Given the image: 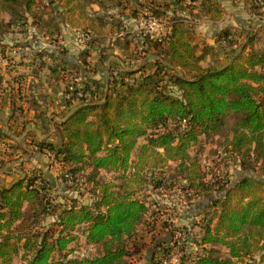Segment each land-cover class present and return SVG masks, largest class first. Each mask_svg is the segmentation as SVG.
<instances>
[{"label": "trees", "instance_id": "obj_1", "mask_svg": "<svg viewBox=\"0 0 264 264\" xmlns=\"http://www.w3.org/2000/svg\"><path fill=\"white\" fill-rule=\"evenodd\" d=\"M99 1L52 0L58 5L55 10L43 0H0V35L25 34V29L16 27L30 17L32 25L47 36V43L53 44L62 34V24L73 25L80 28L86 41L69 65L78 71L82 65L89 68L87 58L95 52L98 56L92 65L103 63L106 67L110 55L103 56L96 44L113 40L107 34L113 31L112 18L107 21L97 12L94 16L87 12L88 6ZM112 1L121 14L119 26L137 15L147 17H142L138 8L129 17L119 12L123 9L120 0ZM186 1L193 18L206 16L218 21L223 16L219 0ZM237 1L251 15L264 19V0ZM143 7L153 19L165 23L163 32L157 36L147 32L134 47L132 57L144 53V62L133 67L118 61L119 71L112 62L107 63L100 89L89 91L67 80L69 73L64 68L56 80L65 82L66 101L77 103L57 126L56 138L36 144L37 151L51 154V165L60 169L66 190L79 193L82 184L90 202L64 195L57 201L52 196L55 184L45 173L23 170L9 185L0 186V264H12L17 256L22 264H129L132 256L152 247L155 253L148 255L149 264H163L174 256L178 264H255L256 255L259 261L264 259L261 37L248 32L238 43L233 33L223 30L216 37L218 47L224 53L233 43L235 48L229 50L224 64L202 66L185 18L152 4ZM42 8H51L53 16L43 19ZM110 44L114 46V42ZM67 49L60 46L57 54L35 52L38 66L32 72L47 65L43 56H65ZM148 59L153 70L146 69ZM46 67L52 73L57 71L51 65ZM11 70L19 84L21 75L14 66ZM166 70L177 95L162 80ZM91 73L95 79L96 70ZM79 91L83 97H78ZM8 138L9 133L0 126V142ZM212 143L223 145V151L216 153L219 164L214 163L213 168L204 163L202 154ZM232 157L242 171L235 181L229 178L228 160ZM2 164L0 158V167ZM102 172L112 176L104 179ZM176 192L184 196L185 204L207 197L212 212L199 220L197 234L186 228L175 232L171 216L163 218L169 207L150 199V195ZM158 226L163 236L156 234ZM80 241L89 248L88 253L74 254L77 249L71 244ZM179 243L182 246L175 250ZM192 245H196L193 253L189 250Z\"/></svg>", "mask_w": 264, "mask_h": 264}, {"label": "crops", "instance_id": "obj_2", "mask_svg": "<svg viewBox=\"0 0 264 264\" xmlns=\"http://www.w3.org/2000/svg\"><path fill=\"white\" fill-rule=\"evenodd\" d=\"M219 2L223 9V16L218 21H211L206 16H203V19L193 18L182 8L174 7L171 10L178 15L185 16V22L192 23L194 44L201 48L212 46L215 49L213 52L217 54L220 52V55L215 58L223 60L221 65L226 62L228 52L224 53L221 49H217L216 37L223 30L233 33L238 43L244 41L248 32H257L262 40L260 48L264 50V19L251 15L240 1L219 0ZM34 32V29H30L25 34L14 31L0 35V126L9 133L7 141L11 143L10 148L18 153L15 152L12 155H5L3 151L0 153V158H3V164L0 167V186L9 185L21 175L23 170L39 169L46 173L50 169L51 158H48L44 152L37 151L36 144L41 140H54L57 126L77 103V100L71 103L66 101L65 82L56 80L70 62H75L77 56L68 53L65 56L59 54L57 58L43 56L42 61L56 67L57 71L52 73L46 65L41 71L32 72L33 68L38 66L37 60H34L35 52L43 50L57 54L60 46L70 48L71 45L63 43L62 38L49 44L43 32L41 35L45 40L41 38L40 41L28 40L17 44L31 37L30 33ZM6 34H11V40H15L13 47L7 46L9 42L5 39ZM235 44L233 43L225 50L235 48ZM14 51L17 52L14 54ZM196 52L200 56L201 65L202 58L207 61H217L213 55L211 56L210 51L198 50ZM8 57L13 58L12 65L6 64L5 58ZM13 66L17 74L21 75L19 84L13 80L14 72L10 69Z\"/></svg>", "mask_w": 264, "mask_h": 264}, {"label": "rangeland", "instance_id": "obj_3", "mask_svg": "<svg viewBox=\"0 0 264 264\" xmlns=\"http://www.w3.org/2000/svg\"><path fill=\"white\" fill-rule=\"evenodd\" d=\"M186 1V0H185ZM184 0H144V2L142 0H120V2L122 3L121 6L123 9H121L119 12H124L125 14H127L129 17L132 16V11L136 8H138L137 10L142 12L144 4H152L153 6H159V8H163L165 10V12L167 10H171L172 8H177V9H184L189 15H191L189 13L190 8L188 7L189 5L187 4L188 1L185 2ZM43 2L48 3L51 5V7L54 6L55 10H58V5L54 2H52V0H43ZM114 1L112 0H101L98 2L97 5H94L93 7L88 6L87 7V12L89 14H91V16H94L93 14L97 12V14H99L100 16H103L104 18H106V20H111L112 18V22H113V31L111 32H107L108 35H110V38L113 39L111 40L112 42H114V46H112L110 43V40H101L99 41L96 46H97V50L101 49V52H104L103 56H107L110 55L109 61L107 59L106 61V67H107V63L112 62V65L114 66V70H120L119 66H118V61L122 60L124 62H127V66H133V67H137L139 65L140 62H144L145 59L144 56H147L144 53H138L135 57H132L133 55V49L134 47H136V45H139V39L142 35L146 34L148 31H145L146 28H141L140 25L138 24L139 20L141 19V15H137V18L131 19L128 18L127 20H124V22L120 25V20L119 18L121 17L120 13H117L116 11L118 9H116L114 6L115 3H113ZM100 5V7H99ZM140 5V6H139ZM177 5V6H176ZM51 9V8H50ZM49 8H42L39 13L42 15V18H51L52 12H50ZM157 10L156 12L159 11V9H155ZM160 12V11H159ZM167 14V13H166ZM169 15V13H168ZM90 16V17H91ZM142 17H144V14L142 15ZM185 19L186 17L183 16ZM199 19H203V16L198 17ZM187 25L189 26V28L192 30V23L190 22H186ZM161 27L158 28L159 32H163L165 27L163 22H161ZM62 26V34L58 35L56 38H62V40L64 41L63 43H68L71 45L70 48L67 49L68 54H72L74 56L79 55V52L82 50V48L84 47V43L86 41L85 37L82 35V31L80 30V28H76L73 25H68V26H64L63 24ZM25 29L26 31L30 30V29H34V33H30L31 37L27 38L25 41L19 42L17 44H21L24 42H27L28 40H35V41H40L41 38H43L45 40V38L41 35V30L39 28V26H34L32 25V19L30 17H28V19L24 22V24L19 25L16 27V29ZM108 30V29H107ZM149 30V29H147ZM121 33V34H120ZM264 34V32H263ZM128 35V36H127ZM127 36V37H126ZM109 38V39H110ZM118 38H120L121 40L120 42V46L121 48L116 47V43ZM5 39H8L7 41L9 42V45L7 46H14V41H12V35L10 34H6L5 35ZM108 39V38H107ZM18 40V38H17ZM110 41V42H109ZM223 44V43H221ZM196 51L198 50H202V51H210L211 56L213 55L214 59H217L215 57L219 56L220 52L217 54L216 52H213V50H215L214 48L208 47V46H204V47H200L197 44H194ZM212 48V49H211ZM112 49V50H111ZM140 49V47H138V50ZM217 49H221V47L217 46ZM112 51H117V53H114ZM100 52V51H99ZM131 52V54H130ZM229 53V51H227ZM97 53H93L91 54V56H89L87 58L88 63H90L91 65H89V68H85L84 65H82V67L80 68V71L76 70L73 66L69 65L66 67V70H68L69 76H67V80H69L70 82H75L77 84H79L81 87L85 88L86 90H92V89H96L99 90L101 87V84L105 81L104 78V74H106V67L105 65L102 64H98V66L96 67L92 65L95 64L94 60L97 59ZM212 58V57H211ZM86 61V62H87ZM152 60H146V62H148L146 69L149 70H153L154 69V65L153 62H151ZM223 60L221 59H217V61L214 60V62L212 61H207L204 60L202 58V66H219L221 65ZM12 69V67L10 68ZM95 69L96 70V75H95V79L92 78L93 73L92 70ZM168 73L169 71L166 70V73L163 76L162 80L163 82L167 83V89L172 92L174 95H177L179 93L178 89L176 86H174L172 84V82L168 81ZM107 75V74H106ZM82 76V77H80ZM73 77H80V79H78L77 81H75L73 79ZM86 77V78H85ZM91 80V81H90ZM92 80L96 81L95 83H92ZM98 87H97V86ZM90 88V89H89ZM16 135H20V134H16ZM216 140V138H215ZM220 141V140H218ZM8 148L7 150L3 151V153L9 152L8 154L12 155L13 153L17 151L14 150L13 148H9V144L8 141H5ZM221 142H223V140H221ZM14 146V145H13ZM10 149H12V151H10ZM217 151L222 152L223 151V145L220 143H212V144H208L204 147V150H202V154L204 157V163L208 164V166H211V168L214 167V163L215 164H219V161H216V153ZM15 154V155H16ZM7 155V154H6ZM233 157L228 160L230 162V168H229V173H230V180L231 181H235L236 178L242 173L240 167L238 166V164L232 160ZM222 161H224L222 159ZM50 165V164H49ZM52 166V167H51ZM50 166V169H48V171L45 173L46 176H48V178L50 179V181H53L55 186L52 189V196L55 200H62V198L60 197L61 195H64L65 197L69 198V197H76L81 203H85L88 204L90 202V195L87 193L86 191V187L82 184H80L79 187V193L74 192L73 190H71V188H69V190L65 188L64 185L65 183L63 182L62 178H61V171L60 169H55L54 165L52 164ZM56 166V165H55ZM58 168V167H56ZM112 176L111 173H101V177H103L104 179H109ZM68 184V183H66ZM69 185V184H68ZM150 199L151 200H156L158 202H160V204H164L166 206L169 207V212L166 214H164L163 218L168 217V215L171 216L173 223V227H175V232H177V230H180V228H186L189 232H193V234H197L198 230H199V220L202 218L203 215L212 212L211 208H207V197H201L198 198L196 200H194L191 204H185L183 202L184 196L183 195H178V193H173L171 195L165 194L163 197L161 196H156V195H150ZM173 211V212H172ZM168 214V215H167ZM50 219H48L45 223H49ZM158 225H160V221L157 223ZM156 234L160 235H164V233L162 232V230L160 232H158V227H156ZM147 242V240H146ZM182 243H179V245L177 247H175V250H179V248L182 246ZM74 246L75 249H77L74 254H86L88 253V247L82 243V241H80L77 245H72ZM76 246V247H75ZM195 246L196 245H192L191 248L189 250H191V252L193 253L195 251ZM153 249H151V251L148 250H143L141 252V255L136 254L134 256L131 257V259H129V264H149L148 262V255L149 257L154 255V247H152ZM221 250L220 247H217ZM153 251V252H152ZM259 255H256V259H255V264H264V259L262 261H259ZM179 259H177L175 256L171 257L169 259H166L163 264H178ZM23 261L21 260L20 256L15 257L14 261L12 264H22Z\"/></svg>", "mask_w": 264, "mask_h": 264}, {"label": "built area", "instance_id": "obj_4", "mask_svg": "<svg viewBox=\"0 0 264 264\" xmlns=\"http://www.w3.org/2000/svg\"><path fill=\"white\" fill-rule=\"evenodd\" d=\"M142 14H144V16H147L145 18H142L141 20H139V25L141 28H146L145 31H148L149 33H151L152 35H159L161 32L158 31V28L161 27V22L153 19L150 15V11L145 7L143 8L142 10ZM149 29V30H147ZM28 50V49H27ZM139 51H141V48L139 49ZM17 51H14L13 53L15 54ZM6 60V64H9V65H12L14 63L13 61V58L12 57H8V58H5ZM114 74H116V71L113 72ZM78 97H83L84 94L79 91L77 93ZM66 97H69V94L66 95ZM8 146L6 144L5 141H1L0 142V150L1 151H5L7 150ZM45 153L50 157L52 158L51 154L47 151H45ZM169 220H172L171 218H169Z\"/></svg>", "mask_w": 264, "mask_h": 264}]
</instances>
